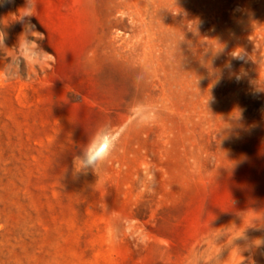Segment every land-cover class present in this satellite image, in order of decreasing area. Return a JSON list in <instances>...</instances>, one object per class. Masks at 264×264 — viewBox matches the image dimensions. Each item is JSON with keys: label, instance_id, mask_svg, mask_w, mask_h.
Here are the masks:
<instances>
[{"label": "rangeland", "instance_id": "374dc122", "mask_svg": "<svg viewBox=\"0 0 264 264\" xmlns=\"http://www.w3.org/2000/svg\"><path fill=\"white\" fill-rule=\"evenodd\" d=\"M27 7L0 0V264H263L264 0Z\"/></svg>", "mask_w": 264, "mask_h": 264}, {"label": "clouds", "instance_id": "9594fccd", "mask_svg": "<svg viewBox=\"0 0 264 264\" xmlns=\"http://www.w3.org/2000/svg\"><path fill=\"white\" fill-rule=\"evenodd\" d=\"M30 8L31 0H29V7L23 9L21 14L23 16H32L33 14ZM39 35L41 38H43L41 33H39ZM21 37L18 42V47L21 43ZM3 40L4 36L2 33H0V44L2 45ZM101 144L103 146H100ZM112 147H114V143H110L107 136L93 138V140H91L83 149H81V153L73 158L74 172L78 175L87 174L89 170L95 173L97 171V166L101 165L107 158Z\"/></svg>", "mask_w": 264, "mask_h": 264}, {"label": "bare ground", "instance_id": "6f19581e", "mask_svg": "<svg viewBox=\"0 0 264 264\" xmlns=\"http://www.w3.org/2000/svg\"><path fill=\"white\" fill-rule=\"evenodd\" d=\"M263 252H264V248H263ZM255 255H258V256H260V252H258V251H254V252H252V256H251V260H252V262H253V264H256V261H255ZM264 264V263H263Z\"/></svg>", "mask_w": 264, "mask_h": 264}]
</instances>
